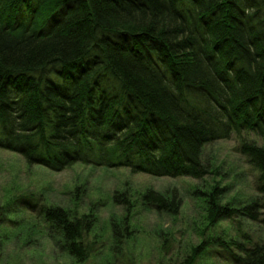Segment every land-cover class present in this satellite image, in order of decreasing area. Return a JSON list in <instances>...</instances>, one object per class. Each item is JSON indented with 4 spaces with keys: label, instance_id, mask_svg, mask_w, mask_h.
<instances>
[{
    "label": "trees",
    "instance_id": "obj_1",
    "mask_svg": "<svg viewBox=\"0 0 264 264\" xmlns=\"http://www.w3.org/2000/svg\"><path fill=\"white\" fill-rule=\"evenodd\" d=\"M242 131L261 140L239 137L258 196L234 210L211 188L212 225L240 214L264 226V0H0V150L27 165L199 180L204 146ZM141 200L161 213L180 204L154 191ZM9 203L37 208L32 195ZM38 206L39 227L15 232L21 245L39 235L85 262L92 215ZM128 228H112V243ZM217 243L231 264H264V236ZM207 247H192L187 264Z\"/></svg>",
    "mask_w": 264,
    "mask_h": 264
},
{
    "label": "rangeland",
    "instance_id": "obj_2",
    "mask_svg": "<svg viewBox=\"0 0 264 264\" xmlns=\"http://www.w3.org/2000/svg\"><path fill=\"white\" fill-rule=\"evenodd\" d=\"M239 137L261 142L253 133L242 131L207 144L202 152L207 174L199 180L79 163L53 172L27 165L20 155L0 150V212L19 195H32L37 202L31 211L19 205L14 212L13 204H7L8 214L0 217V264H187L191 248L202 241L208 247L194 264H231L229 254L217 242L244 238L256 242L264 236L263 225L240 214L213 225L208 219L205 199L213 187L221 191L220 205L234 210L258 196L254 186L258 172L240 154ZM148 191L175 195L180 200L176 213L157 212L142 204ZM126 197L131 206L126 205ZM38 205L92 215L95 226L87 238L91 250L85 262L75 263L39 235L21 245L15 232L31 222L39 227L35 219ZM126 220L128 231L113 244L112 230L116 226L123 230ZM128 234L129 239L123 237Z\"/></svg>",
    "mask_w": 264,
    "mask_h": 264
},
{
    "label": "bare ground",
    "instance_id": "obj_3",
    "mask_svg": "<svg viewBox=\"0 0 264 264\" xmlns=\"http://www.w3.org/2000/svg\"><path fill=\"white\" fill-rule=\"evenodd\" d=\"M80 164V163H79ZM100 166H102V167H109L107 164H103V165H100ZM115 167H123V166H115Z\"/></svg>",
    "mask_w": 264,
    "mask_h": 264
}]
</instances>
